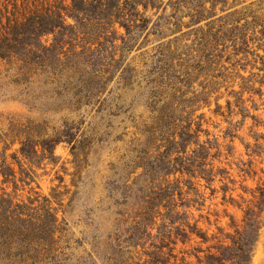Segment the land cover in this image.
<instances>
[{
  "label": "trees",
  "instance_id": "1",
  "mask_svg": "<svg viewBox=\"0 0 264 264\" xmlns=\"http://www.w3.org/2000/svg\"><path fill=\"white\" fill-rule=\"evenodd\" d=\"M218 11L227 14L219 17ZM184 28L189 31L183 33ZM261 50L264 0H23L21 4L0 0V65H19L17 84L30 88L42 77L43 85L57 96H70L85 106L106 102L114 83L125 93L148 92L146 107L152 123L145 124L144 133L154 154L145 161L147 153L142 150L138 168L147 180L141 209L132 218L128 211L118 214L123 220L107 238L108 264H251L264 227V184L252 195L256 203L238 202L230 187L236 184L232 174L214 163L224 146L201 142L202 125L192 115L199 102L208 106L210 96L222 86L213 81L224 78V57L229 54L227 61L239 64L253 56L264 73ZM208 76L211 83L201 82ZM197 82H201L198 89ZM257 83L263 87L264 76L243 79L242 91L229 95L233 102L227 101L226 112L242 122L226 134L227 159L234 156L237 139L248 154H264V134L259 132L264 128L259 114L264 95L255 91ZM245 92L262 97V105L245 100ZM222 111L217 103L215 114L223 116ZM248 120L253 121L254 144L246 145L238 132ZM64 138L70 140L68 144L76 143L70 134ZM61 140L41 133L34 142L27 135L14 155L8 156L5 148L0 152V254L9 262L16 258L21 264H64L61 257L66 255L59 246L65 232L60 225L65 221L59 224L57 211L50 206L43 209V216L30 215L17 195L20 184H36L34 161L54 163ZM9 159L19 165V175ZM239 164L246 167L242 161ZM238 170L248 174L246 169ZM11 186L13 193L8 191ZM219 191L223 206L244 213L242 225L231 223L234 235L221 240L210 237L198 222L192 223L193 210L201 211ZM218 231L223 234L221 228ZM210 243L214 245L207 250L201 248Z\"/></svg>",
  "mask_w": 264,
  "mask_h": 264
},
{
  "label": "rangeland",
  "instance_id": "2",
  "mask_svg": "<svg viewBox=\"0 0 264 264\" xmlns=\"http://www.w3.org/2000/svg\"><path fill=\"white\" fill-rule=\"evenodd\" d=\"M22 1L20 0V4ZM207 8H210L209 4ZM217 14L221 17L227 13L218 11ZM188 22L189 20H185V23ZM188 31L187 28L183 29V33ZM172 38L174 37L167 40ZM192 40L189 39L188 44L191 45ZM258 54L264 56L262 50ZM134 55L136 54L132 56ZM228 56L222 61L224 78L213 81L222 83V86L210 96L208 106L201 102L197 104L198 109L193 113L192 120L202 125L201 142L210 140L213 144L224 146L221 157L214 163L216 167L232 174L236 184H230V187L235 189V199L238 202L245 200L247 203H256L252 195L264 184V154H248L245 145L237 139L235 154L227 159L225 146L229 139L226 142V134L232 126H239L242 119L229 116L226 106L228 100L233 102L229 97L232 91H242L243 79H249L253 74L262 77L264 73L259 72L261 62L255 63L253 56L239 64L235 60L227 61ZM240 59L242 58L238 60ZM19 68L16 63L0 65V152L5 148L8 156L14 155L27 135L34 142L38 141L41 133L55 140L62 139L56 147L54 163L34 161V172L38 179L31 187L19 185L17 195L20 202L30 208V215L43 216V209L50 206L53 211H57L59 224L65 221L60 225L65 232L63 231L64 238L59 246L66 255L61 257L64 264H108L107 258L111 251L107 238L115 233L123 220L118 214L128 211L132 218L141 209L143 188L147 180L145 171L138 168V164L142 162V150L147 153L145 161L154 154V148L148 144L144 133L145 124L152 123L151 113L146 107L148 92L143 90L140 93H125L115 89L114 83L110 87L113 88V94L106 102L85 106L76 104L70 96H57L51 87L43 85L42 77L30 88L17 84ZM201 82L209 84L212 79L208 76ZM201 82H197L196 87ZM254 89L264 95V86L260 83L255 84ZM120 95L123 100L118 102L117 97ZM261 98L255 92L244 93L245 100L255 101L259 106L262 105ZM217 103L223 108L222 112H225L223 116L215 114ZM248 106L252 107V103L249 102ZM261 109L259 114L264 121V108ZM252 126L253 121L248 120L243 130L238 132L246 145L254 144L250 137ZM193 127L195 128V124ZM259 132L264 134V128H260ZM69 134L76 143H66L70 140L64 137ZM240 161L246 167H242ZM9 162L14 163L13 168L19 175V165L12 159ZM237 165L246 169L248 174H240ZM215 187L220 189L222 185L217 182ZM8 191L13 193L14 188L11 186ZM207 194L208 197L211 195L209 191ZM222 199L223 194L219 191L216 198L208 200L201 211L193 210L192 221L198 222L200 229L210 237L217 236L219 240L227 234L234 235L231 223L242 225L244 217L239 209L223 206ZM123 203L126 207L121 206ZM218 228L222 229L223 236ZM153 234L156 235L157 231ZM60 236L62 235L59 234L56 238ZM212 245L214 243L201 245V248L207 250ZM128 247L131 244L122 246ZM179 248L183 247L180 245ZM189 248L190 246L184 249ZM141 251L142 248H138L137 252ZM20 262L16 258L9 262L0 254V264H21ZM251 264H264V227L254 248Z\"/></svg>",
  "mask_w": 264,
  "mask_h": 264
}]
</instances>
